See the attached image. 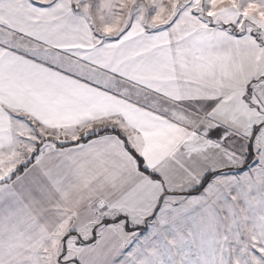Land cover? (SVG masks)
Returning <instances> with one entry per match:
<instances>
[{"label":"crops","instance_id":"0c3cea01","mask_svg":"<svg viewBox=\"0 0 264 264\" xmlns=\"http://www.w3.org/2000/svg\"><path fill=\"white\" fill-rule=\"evenodd\" d=\"M216 1L219 23H187L184 14L178 27L130 21L118 35L95 38L71 0H0V264L129 258L123 236L158 226L175 197L200 195L208 173L249 153L264 121L252 84L257 72L264 77L263 45L238 29L251 13L238 20L229 0ZM182 24L223 42L204 36L191 39L194 50L182 42L175 52V40L189 36ZM227 42L231 52L217 54ZM221 54L233 61L223 70L203 58ZM44 131L73 139L38 141L18 167L17 137ZM127 258L120 264L140 260Z\"/></svg>","mask_w":264,"mask_h":264},{"label":"rangeland","instance_id":"374dc122","mask_svg":"<svg viewBox=\"0 0 264 264\" xmlns=\"http://www.w3.org/2000/svg\"><path fill=\"white\" fill-rule=\"evenodd\" d=\"M88 17L95 38L112 37L120 34L130 21H140L148 27L170 25L178 27L184 14L189 20L219 23L222 14L214 13L216 0H71ZM196 5L189 9L186 2ZM238 11L237 19H242L241 12L251 13L250 24L239 26L241 31L250 29L264 52V0H229ZM248 8V9H247ZM229 7L226 6V10ZM247 9V10H246ZM225 10V11H226ZM250 10V12H249ZM205 14V15H204ZM163 16H165L163 18ZM205 17V18H203ZM203 23V22H202ZM205 24V23H204ZM231 28L235 24L229 23ZM249 25V26H247ZM189 36L175 40V52L182 42H186L189 51L194 50L191 39L205 42L207 36L212 42L221 38L213 35L216 31L204 28L195 30L189 24H182ZM246 27V28H245ZM245 28V29H244ZM219 29V28H218ZM185 35V34H184ZM183 35V36H184ZM208 39V40H210ZM216 44V53L231 52L232 48ZM205 63L215 62L220 69H225L233 62L221 54L217 59L204 55ZM261 62L256 64V72ZM252 84L256 85V99L264 100V77L257 72ZM264 115V102H259ZM211 131V129H209ZM82 132L80 135H86ZM57 132L44 131L42 134L23 132L17 137L19 164L28 162L40 144L48 137L56 141H67L73 138L59 137ZM34 135H39L35 138ZM73 137L71 134H67ZM209 137L213 132H208ZM47 141V140H45ZM40 143V142H39ZM32 144V147L29 145ZM249 157L235 167L233 173H213L211 181L202 187L197 196L187 195L184 199L175 197L173 212L162 213L163 219L146 225V229H136L126 238V249L138 264H247L264 259V121L256 124L250 141ZM37 146V147H36ZM31 149V150H30ZM243 157V156H241ZM241 167V168H240ZM17 168V167H16ZM228 171V170H226ZM224 171V172H226ZM223 172V171H220ZM210 177V178H211ZM198 192V190L196 191ZM193 192V193H196ZM190 195V196H189ZM161 202V201H160ZM172 204V203H171ZM171 208V207H170ZM112 217V216H111ZM85 237V232L81 238ZM123 254V256H122ZM112 264H120L127 258L123 253ZM71 255V254H70ZM128 260H133L129 259ZM261 259V260H260ZM77 264H80L76 260ZM75 264V263H74ZM136 264V263H134Z\"/></svg>","mask_w":264,"mask_h":264},{"label":"trees","instance_id":"16d2710c","mask_svg":"<svg viewBox=\"0 0 264 264\" xmlns=\"http://www.w3.org/2000/svg\"><path fill=\"white\" fill-rule=\"evenodd\" d=\"M224 25H225V24H224ZM225 26H228V25H225ZM106 129H107V128H106ZM106 129H101V130L98 131V133H99V132H102V131H106ZM113 131H115L116 133H118V134L123 138V142H124V144L126 145V147H127L128 149L131 150L130 145L127 143L126 139L121 135V133L119 132V130H118L117 128H114ZM117 131H118V132H117ZM69 143H72V141H70ZM134 154H135V153H134ZM135 156L137 157V160H138L139 166L142 167L139 156H138L137 154H135ZM240 168H241V167H240ZM231 169H233V168H224V169H219V170H216V171H214V172H210V173H208L207 176L202 180L201 184L196 188L195 191H197V190L199 191V189H201V188L204 186V184H205V183L210 179V177L212 176V173H216V172H220V171H226V170H231ZM191 193H193V192H191Z\"/></svg>","mask_w":264,"mask_h":264}]
</instances>
